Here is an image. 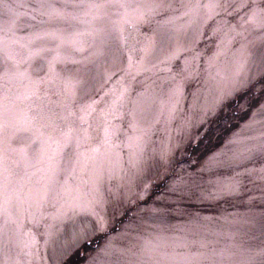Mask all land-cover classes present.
<instances>
[{"label":"snow or ice","instance_id":"snow-or-ice-1","mask_svg":"<svg viewBox=\"0 0 264 264\" xmlns=\"http://www.w3.org/2000/svg\"><path fill=\"white\" fill-rule=\"evenodd\" d=\"M82 243L85 264H264V0H0V264Z\"/></svg>","mask_w":264,"mask_h":264},{"label":"rangeland","instance_id":"rangeland-1","mask_svg":"<svg viewBox=\"0 0 264 264\" xmlns=\"http://www.w3.org/2000/svg\"><path fill=\"white\" fill-rule=\"evenodd\" d=\"M208 44L209 52L211 54L212 44L211 42L205 41ZM204 46L203 44L201 45ZM259 85L256 86L258 90ZM248 99H250V94L247 91H242L238 94L237 99L233 101L228 108L224 110L218 117L212 118L208 121L206 125H200L192 128L191 130V140L190 143L185 144V150L183 154L179 157L181 163L184 166L189 164L195 166L196 162L201 159L203 154L210 148H212L217 142L221 134L225 131L226 122L235 126L236 121L229 119L233 111H239V105L245 104ZM243 115V113H241ZM230 211L233 209H229ZM243 210V209H241ZM121 218L117 217L114 221L113 226L119 229V220ZM177 223L178 221H172ZM72 239V226L68 225L64 228L61 233L57 243L63 241H68L71 243ZM92 239L96 243H103V238L100 235L93 236ZM96 243H82L80 247L73 248L70 250V254L64 261V264H85L86 261V251H91L95 248Z\"/></svg>","mask_w":264,"mask_h":264}]
</instances>
